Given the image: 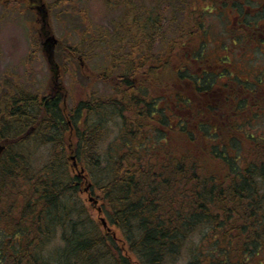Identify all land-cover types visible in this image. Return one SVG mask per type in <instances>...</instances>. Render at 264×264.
<instances>
[{
  "label": "trees",
  "instance_id": "16d2710c",
  "mask_svg": "<svg viewBox=\"0 0 264 264\" xmlns=\"http://www.w3.org/2000/svg\"><path fill=\"white\" fill-rule=\"evenodd\" d=\"M106 3L125 9L111 40L122 58L103 73L118 80L116 96L78 101L71 127L60 93H0V264H264V137L243 128L264 115V97L255 96L264 80L237 75L227 56L211 64L184 44L183 63L199 62L195 75L170 68L172 58L149 56L150 64L146 36L156 13H136L133 0ZM104 111L118 115L122 133L102 159L104 122L92 118ZM44 145L40 163L34 154ZM89 184L110 231L79 198Z\"/></svg>",
  "mask_w": 264,
  "mask_h": 264
},
{
  "label": "rangeland",
  "instance_id": "374dc122",
  "mask_svg": "<svg viewBox=\"0 0 264 264\" xmlns=\"http://www.w3.org/2000/svg\"><path fill=\"white\" fill-rule=\"evenodd\" d=\"M133 1L135 8L139 7L135 10L136 13L150 10L156 13L154 15L156 27L152 25L147 29L148 63L151 64L153 59L156 63L163 62L161 58L165 61L172 58L170 68L183 66L185 69L187 66L186 71L195 75L194 72L199 71V62L190 58L189 65L183 63L184 55L182 57L181 55L184 49L180 48L179 44H184L186 48H195L193 54L196 52V55H199L203 51L202 55L213 60L212 64L215 61L219 63L220 58L228 55L230 60L236 62L238 72H244L249 79L264 80V49L253 51L251 43L246 44L245 47H248L246 51L241 48L247 39L244 34H249L245 31H240L243 35L235 33V38H238L236 45L231 42L229 32L233 26V11L229 10V5L220 1L219 5L222 6L216 5L214 12H210L212 0H160L159 5L155 0H143L142 5L138 0ZM40 2L44 5L45 11L33 10L30 0H0V93L16 86H21L41 97L58 91L63 117L72 127L69 112L78 101L108 100L116 96L113 85L118 80L113 77L105 78L103 73L110 69L113 62L122 58L118 55L116 43L111 40L114 37L117 39L120 35L117 27L125 9L123 6L115 7L113 4V7H109L106 0H39L38 5ZM140 7H143V10ZM51 36L57 39L54 46L51 41H47ZM169 48L173 49L172 54L168 52ZM189 49L187 52L191 54L193 49L192 51ZM114 51L117 56H114ZM121 52L125 54L128 51ZM241 52L250 54L247 61L243 62L245 56ZM250 71L254 72L249 74ZM114 72L120 74L121 69L117 68ZM213 72L215 71L212 70V74ZM229 77H233V74H229ZM213 80H216L215 76ZM225 82V79L218 80L216 85L221 86ZM172 86L181 90L178 84ZM168 87L169 85L165 84L163 90L168 91ZM245 92L253 101L254 96L249 91ZM255 96L261 98L264 97V93ZM252 111L249 110L248 115H251ZM263 116L256 115L258 117L256 121L245 120L243 128L256 137H264ZM94 118L93 122H104V134L98 145V153L105 159L110 153L115 152L120 143L122 121L118 115L108 111L101 112L97 119ZM76 142L77 137L74 133L71 131L66 133L67 145L73 144L74 147ZM49 146L37 148L34 157L38 162L42 163L45 160ZM73 147L69 150L71 165L74 164L72 157L78 164ZM78 195L88 213L100 222L98 208H101L102 200L98 192L94 188L86 191L83 187ZM91 196L98 198L97 204L90 202ZM101 226L105 229L102 223ZM117 235L120 236L119 231ZM52 243L54 245L48 247V251L53 250L56 240Z\"/></svg>",
  "mask_w": 264,
  "mask_h": 264
},
{
  "label": "flooded vegetation",
  "instance_id": "af4514ba",
  "mask_svg": "<svg viewBox=\"0 0 264 264\" xmlns=\"http://www.w3.org/2000/svg\"><path fill=\"white\" fill-rule=\"evenodd\" d=\"M30 1H31V8L33 10L40 9L45 11L44 9L45 7L41 2L38 5L39 0H30ZM221 1L224 2V4L229 5L230 6L229 10L233 11V21H232L233 26L231 31L229 32L232 44L236 45L238 42V38H235L236 36L235 33L243 35L242 33H240V31H245L249 34H246L244 32L245 33L244 35L246 36L247 39L244 41V43H242V45L240 44L241 48H243L246 51V49H248V47H245L246 44L251 43L252 45L251 50L253 51L256 49H264V0H221ZM216 5H217L216 0H212L210 6L211 11L213 7H215L216 9ZM232 7H236V9H233ZM241 53L243 54V52ZM243 55L245 56L243 62H245L249 59L248 56L250 54L247 53V55L246 54ZM227 57L229 56L227 55ZM209 61L211 63L212 60L209 59ZM230 62L235 63L236 65V62L234 60H230ZM234 71L238 72L236 67L234 68ZM253 72L254 71H250L248 73L252 74ZM243 73L244 72H238L236 74L239 76L241 75L243 77L248 76L247 74L244 75ZM56 93H58V91L54 92L52 95Z\"/></svg>",
  "mask_w": 264,
  "mask_h": 264
},
{
  "label": "water",
  "instance_id": "95a60500",
  "mask_svg": "<svg viewBox=\"0 0 264 264\" xmlns=\"http://www.w3.org/2000/svg\"><path fill=\"white\" fill-rule=\"evenodd\" d=\"M47 41H51V42H52V46H54V45L57 43V39H56L54 36L49 37V38L47 39ZM72 160L74 161V164H73V165L78 169V164L76 163L75 158L72 157ZM81 171L83 172V169H81ZM89 187H90V184L85 188V190L88 191V190H89ZM89 200H90V202H93V203H95V204L98 203V198H95V197H93V196H91ZM98 211H99V213H100L99 221L102 223V225L104 226V228H105L106 230L110 231V228L108 227V223H107L106 218H105L104 216L101 215L102 210H101L100 207L98 208Z\"/></svg>",
  "mask_w": 264,
  "mask_h": 264
}]
</instances>
